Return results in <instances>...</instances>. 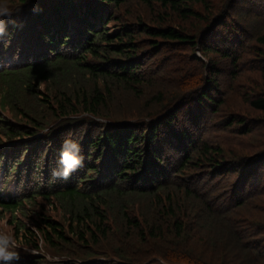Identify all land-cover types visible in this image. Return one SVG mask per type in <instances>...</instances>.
Listing matches in <instances>:
<instances>
[{
  "label": "trees",
  "instance_id": "obj_1",
  "mask_svg": "<svg viewBox=\"0 0 264 264\" xmlns=\"http://www.w3.org/2000/svg\"><path fill=\"white\" fill-rule=\"evenodd\" d=\"M128 1L38 0L28 5V0H17V14L9 19L4 17L9 33L6 37L10 41L0 44V79L9 81V89L0 98L1 106L14 107L19 102V94L24 88L18 94L11 92L19 81L29 89H35L37 81L47 91L48 85L52 87L53 84L63 90H52L49 98L54 106L52 109L46 106L50 116L35 120L24 114V120L31 128L4 125L3 134L28 137L38 126L45 127L52 119L67 118L80 109L93 117L113 120L112 123L100 124L98 128H102V133L98 132L101 135L95 140L89 132L82 139L73 140L66 132L57 130L56 134L48 137L45 146L38 138L26 142V145L21 142L24 152L29 153V163L37 165L33 160L42 148L51 170V165L58 162L65 139L72 140L79 145L84 158L83 171L78 172L75 178L71 174L67 179L70 182L47 192L45 183L34 182L31 176L33 185L26 189L27 193L3 199L0 192V208L18 209L22 203L37 196L46 200L56 198L70 209L67 230L70 233L73 231L80 240L89 233L84 243L105 249V256L110 254L108 248L115 247L111 245V241L115 240H120L122 244L133 242L129 245L134 251L140 249V245L141 249L146 247V255L136 257L128 254V248L120 250L117 252L120 254H115L118 261H110L111 256L88 262L59 261L57 264H161L160 261L173 262L170 264H264L263 227L257 226L249 218L250 215L240 213L263 191L260 186L240 187L247 174L252 172L246 170L239 174L240 181L235 187L198 190L181 187L182 182H188L185 171L190 172L189 175L195 173L192 170L203 171L205 177L206 174L220 175V171L228 169L214 163L220 158L221 150L207 146L200 136L203 104L211 107V113L215 114L222 103L215 96L219 89L213 90V87H219L220 69L217 66L213 63L206 66L213 77L203 91L183 93L182 97L187 101L180 113L184 117L189 115L188 120L198 119L196 122L182 123L183 119L177 121L175 113H169L163 120L125 123L116 121L117 117H107L105 114L110 113H105L102 107L112 91L121 89L123 85H129L138 99L147 93L146 109L150 104L164 102L160 99L163 92L157 86L156 89L150 86L151 82H155L153 74L156 75L157 71L144 73L141 64L130 58L131 50L127 48L141 46L133 40H143L145 48L151 51L159 46L158 40L168 44L186 43L182 51L192 57L186 61L190 67H194L199 60L193 56V48L197 44L201 45L205 56L214 55L220 61L237 64L241 58L238 53L245 48L246 41L243 28L234 25L228 18L232 5L226 4L222 11L220 8L216 12L217 8L209 5V0H135L139 14L135 20L129 21L114 12ZM226 6H229L228 10ZM34 7L40 11L33 12ZM188 18L204 22L199 38H204L206 42L197 43L199 38L187 35L178 24ZM9 21H15L22 27H13ZM132 21L134 24H131ZM111 22L118 23L114 32L107 29ZM254 40L259 47L254 54L259 56V52H264V30L259 31ZM114 54L125 61H109L107 57ZM260 67L264 76V66ZM70 70L88 71L93 89L69 88L71 83L78 82L67 80L72 74ZM189 88L188 91H193L192 87ZM247 102L251 109L264 113V97H256L250 102L248 99ZM14 113L17 114L16 111ZM84 124L82 121H71L65 127L75 130V127H83ZM261 159L263 157L257 162ZM2 161V181H6L8 168L10 173H18L16 178H20L22 170L18 168L17 161L8 168L3 166ZM30 171L26 170L27 177ZM42 173L46 175L47 171ZM49 183L52 185L50 179ZM194 208L199 211L196 216L193 215ZM47 220L49 218L44 217L41 221L49 230L63 229L61 224ZM38 229L45 235L41 227ZM17 230L23 232L21 238L30 244L34 233L25 227ZM59 235L63 238L61 233ZM45 240L53 245L48 236ZM32 245L36 248L34 243ZM95 255L94 252L89 253V256ZM44 262L42 258L33 261L27 253L16 264Z\"/></svg>",
  "mask_w": 264,
  "mask_h": 264
},
{
  "label": "rangeland",
  "instance_id": "obj_2",
  "mask_svg": "<svg viewBox=\"0 0 264 264\" xmlns=\"http://www.w3.org/2000/svg\"><path fill=\"white\" fill-rule=\"evenodd\" d=\"M33 1L37 2L38 0H28V5ZM247 1H251L252 3H245L241 0H209V5H212L214 9L217 8L216 12L220 8L222 11L226 4L232 5L228 18L234 25H240L243 28L246 45L238 53L241 58L237 64L231 63L228 60L220 61L214 55L205 56L201 45L197 44L193 48V56H196L199 60L195 63L194 67H190L186 64V61H190L192 57L185 53V51H182L185 48L184 45H187L186 43L184 45H181L180 42L168 44L169 42L167 41L158 40L160 41L159 46H157L155 51H151V49L145 48L146 45H143V40H133V42L137 41L140 43L141 46L135 47V49L127 48L129 51L131 50L129 53L130 58L135 59L137 63L141 64V69L143 67L144 73H147V71H157L156 75L153 74V77H156L155 82H151L150 86L153 89H156L157 86L163 92V96L160 99L164 102L159 105L151 106L150 104L146 109L144 107L147 105V93L138 99L135 92L129 89V85H123L121 89L112 91L111 97L107 99V103L102 107L105 113H110L108 115L105 114L107 117H117L116 121L125 123L134 122L138 124L142 122L148 123V121L155 119L163 120L169 113H175L174 116H176L177 121L183 119L182 123L196 122L198 119L188 120L189 115L184 117L180 113L183 104L187 101V99L182 97L184 96L183 93L188 92L192 94L196 93V91H203L208 87L207 82L209 79L213 77L206 66L211 63L217 66L220 69L218 73L219 87H213V90L219 89L215 93V96L222 103L217 108L215 114L211 113V107L203 104L204 116L201 118L203 124L200 136L207 143V146L211 145L221 150L220 158L214 163H217V166L223 165L228 169L220 171V175L206 174L205 177L203 171L197 172L192 170V172H195L193 175H189L190 172L185 171L184 176L188 179V182H182L181 187L186 190L235 187L240 181L238 178L239 174L249 170L252 174H247L246 179L240 187L260 186V190L263 189V191L260 195L254 197L246 207L241 209L240 213L245 216L250 215L249 218L253 219L255 224L263 227L262 230H264V113L251 109L247 102L248 99L250 102V100L256 97H264V76L260 67L264 66V52H259V56L254 54L259 48L254 38L258 35L259 31L264 30V0ZM7 3L13 12L11 16L17 14L19 10L17 0H7ZM228 9L229 6H226V10ZM114 12L117 16L123 17V20L127 19L130 21L138 17L139 8L135 0H129L124 6L115 9ZM204 13L205 9L202 14ZM131 24H134V22L132 21ZM178 24L184 28L187 35L193 37L195 35L197 38L201 37L205 25L204 22L199 21L197 18H188L187 21L182 20ZM117 25L118 23L111 22L107 29L110 32H114ZM202 40L206 42L204 38H199L197 43ZM233 52L236 51L233 50ZM107 58L113 62L125 61L123 57L117 54ZM70 71L72 74L68 75L67 80L78 82L71 83L68 86L69 88L93 89L94 86L90 80L88 71ZM8 82L0 79V98L9 89ZM97 84L98 86L100 85V83ZM48 87L49 91L46 90L43 84L36 81L34 85L35 89H29L19 81L14 89L11 90L14 94H18L24 88L19 94V102L14 107L7 105L2 107L0 104V158L3 160L4 167H10L18 159L17 165L19 167V161L24 159L25 154V147L23 145L20 146L21 142L26 145L27 141H35L39 138L42 146H45V141L50 135L56 134L57 130L66 132L73 140L82 139L85 133L89 132L91 134L90 137L95 140L102 133V128H98L100 124L104 122L112 123L111 120L113 119L103 118L102 116L98 118L93 117L91 113L80 109L81 111L78 110L76 113H71L67 118L52 119L45 127L38 126L32 135L29 134L28 137H9L8 133L3 134L4 125H7L9 128H18L20 126L31 128V125L24 120V114L29 119L35 120L50 116L49 110L46 108V106H49L52 109L54 106V103L49 98L51 97L50 94L53 89H63L58 87L57 84H53L52 87L48 85ZM189 87H192L193 91H188ZM46 103L48 104L46 105ZM15 119L19 120V122ZM71 121H82L85 124L83 127H75V130L66 129L65 125H70ZM98 132L101 133L98 134ZM261 157L263 159L257 162V159ZM48 161L49 159L45 151L39 148L33 160L37 165L33 163L24 166L25 170L19 181L16 178L18 173H10L11 170L8 168L6 181H2V175L0 174V188L11 195H14V193L16 196L20 195L26 169H29L31 170L29 179L24 183L26 188L32 185L30 183L32 176L35 181L43 180L46 183L44 185H47V191L58 189L60 184L51 179L52 185H50L49 178H44L42 173V171L49 169ZM0 170L2 172L1 166ZM202 178L205 180L202 181ZM48 199L46 200L43 197L37 196L34 200H27L22 203V206L18 209L0 208V238L14 240L19 246L20 256L24 257L27 253H34L30 254L33 257V261L42 258L45 264H57L59 261L88 262L111 256L110 261L113 259H117L114 261H118L115 254H120L117 252L123 251L125 248L129 249L127 252L131 256L146 255V247L141 249L140 245V249L134 251L129 245L133 242L122 244L120 240H115L111 241V245H115V247L108 248L107 250H109L110 254L105 256V249L102 250L98 246L84 243L89 233L83 240H80L73 231L70 233L67 230V226L69 225L68 220H70V209L65 206V202L56 198ZM192 211L194 216L199 213L195 208ZM44 217L49 218L47 221L61 224L63 229H56L55 232L49 230L45 227L43 221H41ZM24 227L34 233L30 244L21 238L23 232L17 230L19 228L23 230ZM39 227L45 231V235H42L40 231L38 232ZM90 228L93 230V226ZM82 232L85 234V231ZM17 233H19L18 237L16 236ZM59 233H61L63 238L60 237ZM46 236L49 237L53 245L45 240ZM32 243L35 244L36 248L33 247ZM200 250L201 248L199 247L198 252ZM92 252L97 255L89 256V253ZM209 254L212 256L211 252H208ZM154 259L156 260V258ZM147 262H151V260ZM160 263L170 264L173 262L160 261Z\"/></svg>",
  "mask_w": 264,
  "mask_h": 264
},
{
  "label": "clouds",
  "instance_id": "obj_3",
  "mask_svg": "<svg viewBox=\"0 0 264 264\" xmlns=\"http://www.w3.org/2000/svg\"><path fill=\"white\" fill-rule=\"evenodd\" d=\"M33 12L40 11L34 7ZM13 14L9 8L7 0H0V43H5V37L9 35L8 24L4 17H10ZM13 27H22L15 21H9ZM84 158L80 154L79 145L74 141L65 139L59 151V167L52 170L53 178L68 179L69 176L83 166ZM19 246L10 238L0 239V264H12L13 261L20 260ZM27 251V250H25ZM34 254V253H29Z\"/></svg>",
  "mask_w": 264,
  "mask_h": 264
}]
</instances>
